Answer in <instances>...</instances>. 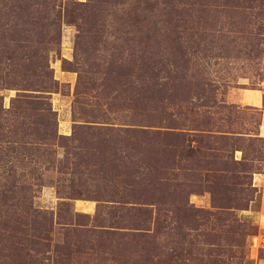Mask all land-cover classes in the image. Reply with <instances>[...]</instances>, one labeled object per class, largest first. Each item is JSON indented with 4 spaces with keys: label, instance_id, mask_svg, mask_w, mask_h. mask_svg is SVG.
<instances>
[{
    "label": "rangeland",
    "instance_id": "374dc122",
    "mask_svg": "<svg viewBox=\"0 0 264 264\" xmlns=\"http://www.w3.org/2000/svg\"><path fill=\"white\" fill-rule=\"evenodd\" d=\"M264 0H0V264H264Z\"/></svg>",
    "mask_w": 264,
    "mask_h": 264
},
{
    "label": "built area",
    "instance_id": "2783aa9c",
    "mask_svg": "<svg viewBox=\"0 0 264 264\" xmlns=\"http://www.w3.org/2000/svg\"><path fill=\"white\" fill-rule=\"evenodd\" d=\"M263 224H264V222H263Z\"/></svg>",
    "mask_w": 264,
    "mask_h": 264
}]
</instances>
